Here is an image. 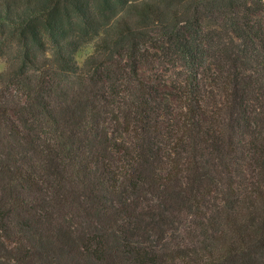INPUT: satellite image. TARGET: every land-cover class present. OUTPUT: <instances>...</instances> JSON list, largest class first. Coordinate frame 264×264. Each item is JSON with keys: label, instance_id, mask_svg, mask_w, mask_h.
Listing matches in <instances>:
<instances>
[{"label": "trees", "instance_id": "trees-1", "mask_svg": "<svg viewBox=\"0 0 264 264\" xmlns=\"http://www.w3.org/2000/svg\"><path fill=\"white\" fill-rule=\"evenodd\" d=\"M0 58V264H264V0H0Z\"/></svg>", "mask_w": 264, "mask_h": 264}, {"label": "rangeland", "instance_id": "rangeland-1", "mask_svg": "<svg viewBox=\"0 0 264 264\" xmlns=\"http://www.w3.org/2000/svg\"><path fill=\"white\" fill-rule=\"evenodd\" d=\"M94 49L92 41L84 42L76 51V59L79 63H82L85 57L90 54ZM6 68V62L0 58V71ZM140 75L148 81L156 83V85L166 93L172 92L173 76L172 69L168 64H152L150 60L146 58L139 63Z\"/></svg>", "mask_w": 264, "mask_h": 264}]
</instances>
